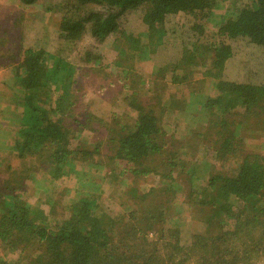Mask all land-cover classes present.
Segmentation results:
<instances>
[{
  "label": "trees",
  "instance_id": "16d2710c",
  "mask_svg": "<svg viewBox=\"0 0 264 264\" xmlns=\"http://www.w3.org/2000/svg\"><path fill=\"white\" fill-rule=\"evenodd\" d=\"M22 1L33 4L37 0ZM227 1L58 0L46 7L62 14L59 34L69 41L89 31L102 43L119 30L126 14L138 9L143 10L149 30L148 43L142 45H151L152 52L166 33L168 16L179 19L176 25H189L195 37L208 35L209 40L203 44L198 37L191 49L183 46L177 61L156 66L151 96L145 93L146 98L141 99L140 93L132 92L123 97L135 119L131 125L120 126L117 136L109 137V157L116 167L123 166L106 172L121 184L109 199L99 198L100 184L83 183L82 188L72 190L73 198L60 209L62 198L71 193L68 187L57 192L51 181L44 190L36 191L40 196L33 203L23 198L25 185L7 187L0 198V264H264V153L246 150L248 135L264 133V74L260 80L252 75L242 78L248 65L234 60L233 52L234 42L241 48L246 41V46L260 50L255 54L250 47L251 58L264 65V0H247L239 6L238 0L232 6ZM219 6H224V13L216 19ZM209 28L216 31L209 33ZM129 38L132 51L141 39ZM22 52L15 77L29 92L20 101L26 115L20 121V139H15L11 150L20 158L47 156L43 162L52 180L76 178L80 161L99 154L100 142L84 151L74 148L75 136L63 117L68 105L74 104L69 93L65 100L59 95L55 109L50 105L47 109L44 105L49 101L53 75L48 70L42 73L44 52L34 48ZM198 56L202 60L197 62ZM228 59L236 69L225 76ZM196 64L212 78L215 93L189 92L181 107L184 112L199 109L201 116L193 117L195 122L208 123L206 131L191 132L203 138L202 148L199 141L192 143V136L176 141L163 123L176 106L173 94L163 104L168 85L191 88L189 79ZM40 86H47L44 94L48 98L32 102L42 99L37 94ZM55 112L59 116L53 119ZM200 150L206 152L205 157L188 166L185 157ZM127 174L133 180L124 182ZM141 177L157 182L141 188ZM182 177L187 178L186 185ZM179 196H183L180 201ZM188 222L189 236L183 240L182 226Z\"/></svg>",
  "mask_w": 264,
  "mask_h": 264
},
{
  "label": "rangeland",
  "instance_id": "374dc122",
  "mask_svg": "<svg viewBox=\"0 0 264 264\" xmlns=\"http://www.w3.org/2000/svg\"><path fill=\"white\" fill-rule=\"evenodd\" d=\"M57 1L37 0L33 4H26L22 0H0V198L4 192H7V187H17L19 184H23L26 189L23 198L33 203L40 196L36 191L44 190L53 181L52 185L57 187V192H60L63 187H68L71 192L70 195L67 193L62 198L60 202V209H62L64 204L73 198L72 190L75 187H81L83 183L100 184L102 191L99 198L101 200L107 197L109 199L112 193H117L118 185L121 184L115 180L119 178L108 176L106 172L109 168L120 169L123 166L116 167L117 165L109 157L112 152L109 137L116 135L120 126L126 123L131 125L135 119V112L129 109L130 104L123 101V97L132 92L140 93L141 99L146 98L145 93L149 96L152 95L149 91L152 85V76L156 66L163 64L162 62L167 57L164 54L170 47L184 41L182 48L186 45L191 49L198 37L200 43L203 44L207 43L209 39L208 35L195 37L192 35L189 25L186 27L176 25L179 19L168 16L164 27L166 33L163 34L162 41H159L158 55H155L154 51H151V45H142L147 42L149 30L143 21V10L138 9L126 14L120 20L119 30L102 43L96 42L89 31L83 37L69 41L61 38L59 34V19L62 14L55 8L46 9L48 5H53ZM243 1L247 0H238L236 4L239 6L244 3ZM232 3L234 0H228L226 5L232 6ZM223 7L219 6V9L215 10L216 19L224 13ZM208 31L213 33L216 29L209 28ZM129 36L141 39L135 42V49L132 51L129 49V45L132 43ZM245 42L242 43L241 48H238L237 43H233L236 59H241L248 65V69L243 68L245 71L243 78L252 75V79L260 80L264 74V65L257 64L259 61H254L251 58L253 50L255 54L260 50L257 46H254L255 49L252 45L247 44L246 46ZM164 46H169V48H164ZM250 47L252 51H250ZM27 48H34L35 51L43 50L45 65L42 73L46 74L48 70L53 75L52 83L48 82L50 86L48 104L42 105L47 109L50 107L55 109L57 98L62 95V99L65 100V93H69L70 100L74 103L72 106L68 105L65 111L67 115H62L71 130V135L75 136L72 141L75 145L74 148L78 147L79 150L84 151L92 149L95 143L100 142V153L92 154L89 160L80 161V172L76 178L73 175L71 179L52 180L46 172L47 163L43 162L47 156L37 154L20 158L15 151L11 150L15 139H20L19 129L22 126L20 121L26 115L24 113L25 104L22 105L20 101L22 96L29 92V89L24 91L21 82L15 77V72L18 62L23 57L22 50ZM201 60L202 58L198 56L197 62ZM234 69H236L235 65L231 64V74L234 73ZM192 70L189 79L191 88L187 84L168 85L169 88L163 97V104L169 103L168 96L173 94L176 106L172 107V110L170 109L171 111L163 118V123L167 124L166 130L173 135L176 141L192 136V143L199 141V147L202 148L205 144L203 138L193 136L191 132L192 130L206 131L204 125L208 123L195 122L193 117L201 116L199 109L184 112L181 101L189 99V92L192 91L209 96L213 95L215 91L212 87V78L203 74L205 68L202 65L196 64ZM178 72L182 73V69H179ZM251 72L253 73L251 74ZM166 79L169 83L170 70H168ZM46 87H39L40 91L37 94L42 95V99H33L32 102L40 103L48 98L44 94ZM58 116L59 112L52 113L53 119ZM92 116H96L97 119H92ZM75 118L83 122L85 126H79ZM250 133L247 131V134ZM255 133V136L248 135L249 137L246 138L248 142L246 150L264 153L262 144L264 143V133L262 130ZM205 153L203 150L192 152L184 160L188 161V166H190L195 159L197 162L202 160ZM209 162L214 161L210 160ZM199 170L202 168L200 167ZM182 178L183 185H186L187 178ZM123 179L124 182L133 180L129 174ZM199 181L200 179L196 182L200 183ZM156 182L152 178L141 177L139 180L141 188ZM41 195L43 196V194ZM182 198L183 196H179L178 201ZM182 211L187 217L186 209ZM182 231L183 240H185L190 232L189 222L182 226ZM5 257L9 259L8 256L5 255Z\"/></svg>",
  "mask_w": 264,
  "mask_h": 264
},
{
  "label": "crops",
  "instance_id": "0c3cea01",
  "mask_svg": "<svg viewBox=\"0 0 264 264\" xmlns=\"http://www.w3.org/2000/svg\"><path fill=\"white\" fill-rule=\"evenodd\" d=\"M164 48H169V46H164ZM162 49V48H161ZM158 51H159V49L157 48L154 52H153V54H155V55H158ZM181 52H182V41H181V43H178V44H176V45H174L173 47H170L169 49H168V52H166L164 55L165 56H167L166 57V59L164 60V62H162L163 64L162 65H166V64H169V63H173L174 61H177L178 60V58L181 56ZM162 54V53H161ZM163 54H162V56H164ZM234 56H235V54H234ZM236 60H238V59H236ZM227 64H226V72H225V76L227 75V74H230L231 72H230V65H231V63H232V60H230V59H228L227 60V62H226ZM161 65V66H162ZM236 72V71H235ZM243 74H244V72H243ZM242 78H243V76H242ZM227 79H229V78H227ZM232 78H230V80H231ZM236 81H242V79H237ZM130 109V108H129Z\"/></svg>",
  "mask_w": 264,
  "mask_h": 264
}]
</instances>
